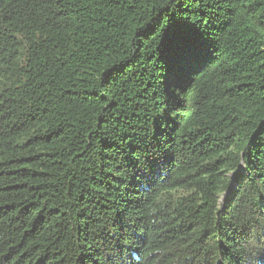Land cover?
Returning a JSON list of instances; mask_svg holds the SVG:
<instances>
[{
    "label": "trees",
    "instance_id": "trees-1",
    "mask_svg": "<svg viewBox=\"0 0 264 264\" xmlns=\"http://www.w3.org/2000/svg\"><path fill=\"white\" fill-rule=\"evenodd\" d=\"M237 261L264 264V0H0V264Z\"/></svg>",
    "mask_w": 264,
    "mask_h": 264
},
{
    "label": "snow or ice",
    "instance_id": "snow-or-ice-1",
    "mask_svg": "<svg viewBox=\"0 0 264 264\" xmlns=\"http://www.w3.org/2000/svg\"><path fill=\"white\" fill-rule=\"evenodd\" d=\"M173 85L177 88H180L181 87V84H180V73L177 72L175 74V76L173 77ZM237 264H239V261H237Z\"/></svg>",
    "mask_w": 264,
    "mask_h": 264
}]
</instances>
